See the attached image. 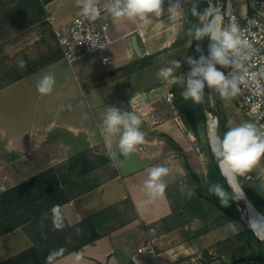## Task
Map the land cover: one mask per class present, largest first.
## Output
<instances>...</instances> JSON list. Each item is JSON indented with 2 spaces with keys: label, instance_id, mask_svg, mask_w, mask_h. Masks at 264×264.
Wrapping results in <instances>:
<instances>
[{
  "label": "crops",
  "instance_id": "crops-1",
  "mask_svg": "<svg viewBox=\"0 0 264 264\" xmlns=\"http://www.w3.org/2000/svg\"><path fill=\"white\" fill-rule=\"evenodd\" d=\"M232 1L241 12L247 10L249 0ZM105 3L106 0H98L101 7L98 19L110 22L115 46L74 62L58 57L0 88V192L41 171L64 164L81 151L90 150L92 157L109 156L113 150L118 152L119 137L101 134L103 114L112 106L133 112V98L139 95L150 106L148 116L138 115L142 120L141 131L145 133L144 143L128 157L121 155L119 159L123 163L119 166L112 160L116 175L62 205L66 219L74 224L130 197L138 216L79 251L60 257L54 264H128L130 259L137 264H174L184 256L202 259L205 250L213 256L209 264H264L263 259L241 260L260 254V244H247L236 238V234L245 229L243 220H240L243 226L234 221L212 225L215 215H210L171 230L163 229V224H158L157 233L150 228L172 213L173 198L193 190L191 170L207 182L210 158L204 152L205 159H202L194 147L197 137L177 123L175 110L167 114L168 110L161 103L165 91L160 87L147 91L134 88L132 80L128 81L121 71L137 58L170 47L182 25L187 28L190 22L193 0H183V12H168L169 0H164L162 15L148 23L114 19L103 9ZM47 9L49 16L59 17V23L81 15L76 0H52ZM105 53L112 56L107 65L102 63ZM45 74L54 75L56 84L51 94L41 95L36 83ZM219 103L228 128L243 122L254 123L233 100L219 98ZM162 134L172 137L181 149H175ZM158 165L169 168V174L163 178L167 188L163 196L150 200L144 190V181L148 178V170ZM233 181L253 204L256 203L264 196V159L251 173L240 176V183L237 177ZM172 186L178 188L170 189ZM246 211L248 217L257 216L252 208ZM207 223L210 229L196 236L195 232ZM233 226L237 232L232 231ZM259 234L264 235V232ZM32 244V239L21 227L0 236V261ZM142 245H147L148 251L139 252Z\"/></svg>",
  "mask_w": 264,
  "mask_h": 264
},
{
  "label": "clouds",
  "instance_id": "clouds-1",
  "mask_svg": "<svg viewBox=\"0 0 264 264\" xmlns=\"http://www.w3.org/2000/svg\"><path fill=\"white\" fill-rule=\"evenodd\" d=\"M183 0H169L168 12L180 11ZM80 7L81 15L89 21H96L101 16V7L98 0H76ZM164 0H106L103 9L114 19L126 18L132 21L144 23L150 22L154 17L159 18L163 9ZM199 0H193L191 14L198 17L200 23L188 30L190 37L189 47L193 41H200L207 37L209 40L208 55L202 54L197 46L196 51L201 53L198 59L186 57L185 62L190 65V71L186 75L177 76L175 70L181 68L179 60L171 61V66L162 67L157 76L169 87L180 84L184 87L181 95L185 100L201 103L205 98V88L214 90L224 101H231L241 94L242 89H249L253 96H261L264 89V67L258 71H252L250 62L257 56L258 49L247 35V30L233 19L229 24H222L221 15L213 14L211 4L209 9L200 11ZM87 41L92 48H104L98 38L89 33ZM23 66V62H21ZM230 69L225 74L220 68ZM56 84L55 76L45 74L36 83V89L41 95L51 94ZM255 85L253 88L252 86ZM260 103H264L261 100ZM259 106V103L256 105ZM87 119V116L84 117ZM141 118L130 111H122L112 106L108 107L103 114L101 134L118 136V152L113 150L109 153L110 159L119 166L123 161L119 159L128 157L137 150V146L145 141V133L141 131ZM209 147L218 162L222 175L226 177L227 184L231 187L232 178L245 176L264 159V125L243 122L231 127L228 131L220 133L218 124L212 122L208 131ZM169 174V168L158 165L148 170V178L144 181V190L150 200H155L164 195L167 185L164 177ZM234 196L220 184L209 186V193L219 198L222 207H228L230 197L236 200L245 199L243 190L233 189ZM194 193H190L193 195ZM52 223L55 229L62 230L65 227L64 214L61 205H54L51 210ZM47 213L45 218H47ZM248 226L254 233L264 232V216L257 215L251 218ZM43 227V220L41 221ZM77 229V233H80ZM233 232L238 229L232 227ZM64 249L53 250L46 257V264H54L56 257L62 255ZM76 259L80 256L77 254Z\"/></svg>",
  "mask_w": 264,
  "mask_h": 264
},
{
  "label": "trees",
  "instance_id": "trees-1",
  "mask_svg": "<svg viewBox=\"0 0 264 264\" xmlns=\"http://www.w3.org/2000/svg\"><path fill=\"white\" fill-rule=\"evenodd\" d=\"M51 1L52 0H14V4L9 6L7 11H4L3 17L0 19V30L13 18H16L17 21L20 20V22L24 17H29L30 20L34 18L42 19L48 15L46 5ZM205 9V4H202L199 10L203 11ZM194 18L195 16L191 15L190 22L187 24L186 28V38L181 41H189L190 37L188 36V30L193 28L192 22ZM174 43H180V41H175ZM151 56L152 55L142 56L134 60L131 64L143 63ZM56 58L57 57L22 69L9 83L29 75ZM212 95L221 114L223 132H226L229 128L227 126V119L222 115L219 103L220 97L214 90H212ZM178 98V110L185 125L199 136V126L203 121L204 115H206L203 101L197 104L190 99L185 100L182 95L178 96ZM162 135L166 137L175 149H181L172 137L167 134ZM206 135L208 139V134ZM207 145L210 151L207 182H203L202 178L191 170L193 190L187 195H178L172 199V213L150 225L154 233L160 230L158 224H163L162 228L165 230H171L184 226L195 218H207L210 215H215L212 219V225L243 220L241 211L234 199L231 200L230 197L229 206L225 208L221 206L219 198L210 194L208 191L210 185L220 184L231 196L226 187L217 160L211 152L208 140ZM109 163L112 165V160L108 155L102 154L101 156L92 157L90 150H84L72 156L60 166L41 171L1 191L0 236L21 227L30 236L33 244L21 252L1 260L0 264H46V257L53 250L64 249L63 254L56 257L55 260H57L71 252L79 251L84 245L95 242L100 237L110 234L112 231L135 219L138 213L132 199L127 197L119 202L97 210L74 224L68 222L64 215L65 227L62 230H57L53 226L50 212L51 208L54 205L62 206L64 203L76 197V195L90 191L99 186L106 179L116 175L115 169L109 174V177L104 179L96 178L92 175L93 171L96 172ZM61 168L64 170H61ZM234 184L237 183L234 182ZM237 186L239 187V184H237ZM175 188L178 187L172 186L170 189ZM190 193L194 194L190 195ZM254 205L264 214V196L254 203ZM46 213L48 214L47 218H45ZM42 220L43 227H41ZM77 229L81 230L79 234L77 233ZM209 229L210 226L207 223L205 226L199 228L195 232V235L197 236L205 233ZM236 238L247 244L252 242H257L259 244L257 236L246 224L245 229L236 234ZM203 256L204 258L200 259V264H209L213 260V256L209 254L207 250L204 251ZM185 258L189 259L190 257H182L174 264H184L183 261ZM250 259L264 260V253L261 246L259 255L241 258V260ZM128 264L137 263L130 259L128 260ZM190 264L195 263L192 262Z\"/></svg>",
  "mask_w": 264,
  "mask_h": 264
},
{
  "label": "rangeland",
  "instance_id": "rangeland-1",
  "mask_svg": "<svg viewBox=\"0 0 264 264\" xmlns=\"http://www.w3.org/2000/svg\"><path fill=\"white\" fill-rule=\"evenodd\" d=\"M13 1L0 0V19L3 17L4 11H7L9 6L14 4ZM202 4H205L206 9H209V0H199L198 9H200ZM49 17V13L42 19L34 18L30 20L29 17H24L21 19V22L13 18L0 30V87L11 82L22 69L29 68L43 61L52 60L55 57H64ZM199 23L198 17L195 16L192 27L194 28ZM179 31V33H176L178 34L176 41H180V43L173 42L170 47L165 48L163 51L151 54L152 56L147 58L145 62L134 65L129 64L123 67L121 71L123 76L126 75L128 81L132 80L134 88L140 87V90L147 91L151 87H160L165 92L171 88L176 95L173 102L169 103L164 99L161 102L164 108L168 110L167 114L168 112L169 114L170 112L172 113L173 110H177L180 113L178 110V96L181 95L184 87L180 84L169 87L161 78H158V70L162 67L171 66L170 62L173 60H179L181 68L175 70V75H186L190 71V65L185 62L186 57L190 56L198 59L201 53L196 51L197 46L201 48L203 54V46L199 44L200 41H193L190 47L188 41H181L186 38V27L182 25ZM113 46L115 45L111 44L108 48L110 49ZM21 62H23V66ZM212 122H215L214 117L206 113L199 126V136L193 132L197 137L196 140L201 143L207 158H210V151L207 145L208 139L206 138V134H208L209 125ZM112 172L113 167L109 163L104 168L98 169L94 176L104 179L109 177V174ZM237 181L239 182V177H237ZM188 193L189 190H186L183 194L187 195ZM234 223L243 226L240 220H235ZM199 258L198 256L194 260L191 257L189 259L185 258L183 263L190 264L193 262L198 264L200 262Z\"/></svg>",
  "mask_w": 264,
  "mask_h": 264
},
{
  "label": "built area",
  "instance_id": "built-area-1",
  "mask_svg": "<svg viewBox=\"0 0 264 264\" xmlns=\"http://www.w3.org/2000/svg\"><path fill=\"white\" fill-rule=\"evenodd\" d=\"M216 2L215 0H209L212 6L210 10L216 8ZM218 13L222 17L223 25H227L235 19V22H237L241 28L247 30L249 39L258 49L257 56L250 62L251 70L258 71L260 68L264 67V0H249L247 10L244 12H241L238 5L232 0H227L223 10ZM58 20V16L52 15L49 17V21L53 26L64 57L69 62H74L84 56L106 50L114 42L110 22L107 20L97 19L92 22L82 15H77L64 23H59ZM89 33L103 43V49L99 47L92 48L87 41ZM111 61L112 56L110 54L105 53L102 56L103 64L107 65ZM217 67L220 68L219 65H217ZM220 70L225 72L226 75L230 71V69L225 68H220ZM252 87L254 88L255 85ZM261 92L264 93V89H262ZM175 96V92L170 88L161 96V99L171 103ZM139 97V95H136L135 98H133L131 107L133 113L143 118L150 113V106ZM261 100H264V95L253 96L249 89H242L241 94L233 99V102L238 108L244 110L254 123L260 126L264 125V103H260ZM257 103H259L258 107L256 106ZM174 114V119L177 123L182 128L188 129L180 113L175 110ZM194 147L199 152L202 159H205L204 150L198 140L195 141ZM138 251H148V246L142 245L138 248Z\"/></svg>",
  "mask_w": 264,
  "mask_h": 264
},
{
  "label": "water",
  "instance_id": "water-1",
  "mask_svg": "<svg viewBox=\"0 0 264 264\" xmlns=\"http://www.w3.org/2000/svg\"><path fill=\"white\" fill-rule=\"evenodd\" d=\"M226 1L227 0H217V2H216V8H214L213 10H211L213 12V14H215L216 12H219V11L223 10ZM134 42H135V45H136L137 53H138V55H140L141 52H140V50H139V48L137 46L136 38H135V41ZM199 44H202V46H203V55L207 56L208 55V45H209L208 38L207 37L203 38L202 40H200ZM199 56H200V54H199ZM203 104H204V108H205L206 113L211 114L214 117L215 122L218 124V131L221 134L224 133L223 132V127H222V122H221V114H220V112H219V110H218V108H217V106L215 104V101L213 99L212 90L208 89L207 87L205 88V98L203 100ZM222 176L224 177L226 187L229 190L231 196H234V193H233L231 187L233 189L241 190L237 186V184H234V182H233V179L234 178H232V185L230 187L227 184V182H226V177L224 175H222ZM244 196H245V199H242V200H236V199H234V201L237 203V205H238V207H239V209L241 211V214H242V218H243L244 223L249 228L248 222H249V220L252 217L245 216L243 214L244 211H246L247 209L250 210V208H252L253 211H254V213L256 215H262V216H264V214L261 213L260 210L248 199V197L245 195V193H244ZM254 234L257 236V238L259 240V244L261 246V249H262V251L264 253V235H260V234H256V233H254Z\"/></svg>",
  "mask_w": 264,
  "mask_h": 264
},
{
  "label": "bare ground",
  "instance_id": "bare-ground-1",
  "mask_svg": "<svg viewBox=\"0 0 264 264\" xmlns=\"http://www.w3.org/2000/svg\"><path fill=\"white\" fill-rule=\"evenodd\" d=\"M233 182H235V181H233ZM243 214H244L245 216H248L247 211H244Z\"/></svg>",
  "mask_w": 264,
  "mask_h": 264
}]
</instances>
